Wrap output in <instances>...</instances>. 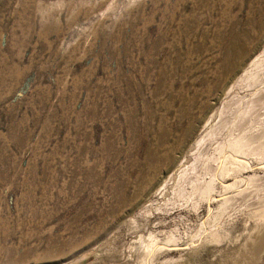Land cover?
Listing matches in <instances>:
<instances>
[{
    "label": "rangeland",
    "instance_id": "obj_1",
    "mask_svg": "<svg viewBox=\"0 0 264 264\" xmlns=\"http://www.w3.org/2000/svg\"><path fill=\"white\" fill-rule=\"evenodd\" d=\"M263 52L264 0H0V264H264L262 155L154 200Z\"/></svg>",
    "mask_w": 264,
    "mask_h": 264
},
{
    "label": "bare ground",
    "instance_id": "obj_2",
    "mask_svg": "<svg viewBox=\"0 0 264 264\" xmlns=\"http://www.w3.org/2000/svg\"><path fill=\"white\" fill-rule=\"evenodd\" d=\"M263 67L264 52L261 56L255 57L248 68L246 67V71L238 79L237 83L227 89L225 102L221 103L223 106L220 107V120L217 123L213 121L215 123L214 125L212 124L213 126L208 125L207 123L209 122H206L203 127L204 130L212 128V132L210 134L214 137L220 136L213 143L214 145H218L217 147L219 148L220 153H223L224 148L230 146L232 142L233 151L227 152L225 157L222 158V161H220L218 156H215L214 158L205 156L206 158H203L198 166L195 164L191 167L187 166L179 174L177 173L178 168H181L184 165H178L176 170L173 169L172 175H169L170 177L156 192L154 199L155 203L165 199L167 197L168 190H170L172 186H181L183 181L184 183L185 181H188L184 179L185 175L188 174L189 170L195 171L198 167L200 170H197L194 174H192V177H190L192 180L189 179V184L192 186V192L194 191L195 194L193 195L191 192L187 193V189L185 188L175 194L182 197L197 198L199 201L205 200L207 206L213 212L214 204H217L223 197L220 191L221 188L228 186L226 181L228 180V177L231 178V176H236V173L241 168L246 169L247 171H252V161L250 159L253 155L258 154L262 155V158L264 157V87L261 86L262 83H260L264 77V73L262 71ZM252 91L255 95L252 99H249ZM234 101V105L237 106L236 110L232 107ZM229 118H233V122H229ZM223 135L225 137L221 138ZM206 139L207 138H205V141ZM205 141L203 140L200 144H198L199 148L206 144ZM254 144L255 146L252 147ZM228 159H233V162L231 164L228 163L225 167L224 163H226ZM240 163L242 166H239ZM262 163L264 165V162ZM243 182H245V179H241V185L237 188L242 189L244 186ZM226 197V202L229 201L231 203L234 199L233 194L230 193H228ZM172 199V196L167 199L168 204L172 202ZM188 201H190L189 198ZM153 206L154 204L152 203V205L148 206L146 210L148 212L151 211ZM216 233L213 232V234ZM157 245L160 246L159 244ZM152 249L153 247L151 246V250Z\"/></svg>",
    "mask_w": 264,
    "mask_h": 264
}]
</instances>
